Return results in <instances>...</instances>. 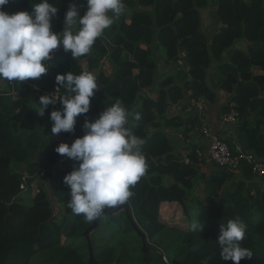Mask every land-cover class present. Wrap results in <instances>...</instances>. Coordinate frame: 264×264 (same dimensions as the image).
Listing matches in <instances>:
<instances>
[{
    "label": "trees",
    "instance_id": "16d2710c",
    "mask_svg": "<svg viewBox=\"0 0 264 264\" xmlns=\"http://www.w3.org/2000/svg\"><path fill=\"white\" fill-rule=\"evenodd\" d=\"M39 2L10 0L3 10L9 14H31L32 4ZM49 3L58 9L51 21L52 30L60 33L69 7L74 5L83 15L87 0ZM124 3V14L97 38L89 54L74 59L61 46L54 50L49 71L38 81L0 80V264H29L35 256H40L43 264L88 263L87 239L84 242L77 238L83 237L93 221L87 222L82 214L75 215L67 207L71 197L64 176L68 171L58 166L61 154L55 151L58 135L77 139L85 134L84 114L77 117L74 132L52 134L50 114L61 106L49 105L43 116L36 112L39 93L54 88L58 74L71 71L76 75L91 72L103 86L91 98L88 114L92 118L98 119L106 107L119 101L129 114L128 121L133 122H128L127 127L145 141L142 153L148 168L131 189L130 202L138 226L149 239L148 247L144 251L142 237L125 211L113 217L102 216L91 233L100 263L234 264L221 260L218 237L221 224L239 218L247 226L242 247L253 253L251 259H242L240 264H264V189L254 180L251 167L244 165L236 172L213 166L208 175L196 163L195 147L186 154L190 159L186 162L168 133L171 129L189 133L200 128L202 121L197 112L185 111L192 104L196 110V101L203 99L214 103L220 88L230 95L222 105L223 112L234 109L238 114L230 145L234 148L235 143H240L264 158V0ZM212 3L216 7L215 27L220 21L224 25L208 43L199 31V23L202 10ZM205 27L203 22L208 33L215 28ZM241 41L247 43L246 49L236 46ZM161 48L163 55L158 53ZM182 52L186 57L179 64ZM104 58L114 66L111 75L105 74L101 66ZM161 67L169 71L159 75ZM153 88L158 90L157 97L149 94ZM183 100L187 102L183 112L169 116V107ZM137 113L141 116L139 121L134 119ZM39 170L45 175L28 204L20 189L22 175L27 172L35 177ZM200 179H206L207 199L196 194V187L202 190L200 184L196 186ZM54 201L62 207L61 217ZM165 202L178 203L182 214L172 221L186 222V230L178 222L166 221L162 211ZM105 218L116 222L118 230H124L127 223L136 233L125 241H117L109 233L101 238ZM199 222L203 229L193 231L192 224Z\"/></svg>",
    "mask_w": 264,
    "mask_h": 264
},
{
    "label": "clouds",
    "instance_id": "9594fccd",
    "mask_svg": "<svg viewBox=\"0 0 264 264\" xmlns=\"http://www.w3.org/2000/svg\"><path fill=\"white\" fill-rule=\"evenodd\" d=\"M9 3L10 0H0V80L6 79L10 82L38 81L49 71V62L54 56V50L61 46L65 52H70L74 59L89 54L97 38L101 37L126 10L124 0H87L83 15L79 14L74 5L69 7L65 13L64 30L56 33L52 30L51 21L58 9L49 3V0H40L39 3L32 4L31 14L25 11L9 14L3 10V7ZM55 79L58 85L56 89L63 88L65 91L63 89L62 91L66 94L59 100L54 92L44 95V92L55 89L56 85L50 90L40 92L41 97L39 103H36L38 105L36 112L43 116L49 105H62L61 109L53 110L50 114L51 133H71L75 130L79 115L91 117L88 114L90 101L99 83L91 72H81L76 75L71 71L67 74H58ZM128 115L124 105L117 101L106 107L98 119L91 117L92 122L83 120L82 128L85 134L75 139L71 146L68 143H60L55 148V151L61 154L60 157L66 155L70 159L65 166H62L68 171L64 176V183L69 187L71 197L67 207L75 215L82 214L87 222L97 219L106 210H115L126 203L130 206L133 219L138 225L130 202V197L133 195L131 189L146 175L148 165L142 153L145 141L127 127ZM221 117L220 114V120ZM134 119L139 121L140 114L137 113ZM236 124L237 121L233 125ZM225 139L229 143V139L226 137ZM208 150L209 145L205 151L199 148L195 150L196 163L199 167L209 164L212 170L213 166L236 172L242 169H230L204 160L199 162V157L201 160L204 159ZM184 157L186 162L190 161L187 155ZM73 163H75L74 168ZM38 172L35 177L27 172L22 175L20 185L22 192L31 188V192L35 194L39 190V182H42L41 177L45 172L43 175H41L42 170ZM25 175H27L26 181L23 179ZM252 176L255 180H264V177L256 176L253 172ZM120 211L126 212L125 209ZM119 212L105 216L113 217ZM246 227L239 218L221 224L218 245L222 261L231 260L234 264H240L242 259L253 257L252 251L242 247L241 244L245 238ZM202 229L201 222L192 224L193 231ZM145 236V242L142 237L144 251L148 247L146 241H149L146 234ZM164 258L167 260L166 257Z\"/></svg>",
    "mask_w": 264,
    "mask_h": 264
},
{
    "label": "crops",
    "instance_id": "0c3cea01",
    "mask_svg": "<svg viewBox=\"0 0 264 264\" xmlns=\"http://www.w3.org/2000/svg\"><path fill=\"white\" fill-rule=\"evenodd\" d=\"M149 10L151 9V7H147ZM242 48L245 47L244 49H246V42H242ZM83 65L86 66L87 65V61L83 62ZM104 73L107 75H111L114 72V66L113 64L108 60V58H104L102 60V64H101ZM160 66H162V63H160ZM160 69H162L160 72H158V74L160 75L163 72L169 71L166 70L164 67H161ZM158 75V76H159ZM103 86L99 83V87L97 90L102 89ZM96 90V91H97ZM227 93V92H226ZM152 97H157L158 95V90L156 89L155 91L151 90L149 93ZM221 96L225 94V92L221 91ZM227 102V101H226ZM226 102H222L219 101V99L217 98V101H215L212 104L206 103L205 106H207L206 110L204 111H199V109L197 108L196 110H194L193 108V104L191 106H189L187 108V110L185 112L188 113H196L198 114L199 119L202 121V119H206L211 128L213 129L214 132L228 138L229 140L231 138H233L235 136V127L236 125L233 124H223L220 120V114L222 111V105L225 104ZM186 101H180L177 104L171 105L169 107V116L177 114V113H182L183 112V107L186 105ZM196 111V112H195ZM129 122V121H128ZM168 133L171 135V137L175 140L176 143V150L177 152H179L180 154H182L183 156H185L189 151L190 148L195 147L194 149L196 150L197 148L205 151L208 148L209 145V140L201 133L200 128H197V130H193L189 133H184L181 130H175V129H171L168 130ZM230 135V136H229ZM59 138V144L60 143H68L69 146H71V144L75 141V137H63L58 135ZM209 164L204 165L203 167H200L199 169L202 170V172H205V167H208ZM207 174V173H206ZM170 179V178H169ZM169 179H167L169 181ZM255 180V179H254ZM257 183L260 186V188L264 189V180H260V179H256ZM176 204L178 205V203L176 202ZM60 205V204H59ZM61 207V205H60ZM168 214H166V218ZM164 217V218H165Z\"/></svg>",
    "mask_w": 264,
    "mask_h": 264
},
{
    "label": "built area",
    "instance_id": "2783aa9c",
    "mask_svg": "<svg viewBox=\"0 0 264 264\" xmlns=\"http://www.w3.org/2000/svg\"><path fill=\"white\" fill-rule=\"evenodd\" d=\"M184 57H186L185 52L182 53L179 64L184 63ZM57 87L58 85H56L55 89L44 92V95H50L54 92V95H56L59 100V98L63 97L66 93L63 92L61 88L56 89ZM206 103H208L206 100L198 101L196 107L202 112L207 108V106H205ZM237 117L238 114L233 109L230 113H225L222 115L221 122L223 124H234L237 120ZM85 120L92 122L91 117L88 115L84 116V122ZM200 130L205 135V137L209 139L210 143L209 150L205 158L201 160V157H199V162H202L203 160L206 162H213L219 166L230 169H240L244 165H250L252 167L253 174L259 177H264V158L257 156L252 151L244 149L239 143H237L236 146L232 148L225 137H222L212 131L211 126L206 119H202V126ZM69 160L70 159L66 155H63L59 158L57 164L58 166H65ZM75 163L72 165L73 168ZM43 174L44 171L41 172V175ZM23 179L26 181L27 175H25Z\"/></svg>",
    "mask_w": 264,
    "mask_h": 264
},
{
    "label": "rangeland",
    "instance_id": "374dc122",
    "mask_svg": "<svg viewBox=\"0 0 264 264\" xmlns=\"http://www.w3.org/2000/svg\"><path fill=\"white\" fill-rule=\"evenodd\" d=\"M216 7L215 5L212 3L207 9H203L202 10V14H203V22H204V25L206 26L205 29L207 30H212V28L215 27L216 25ZM236 46H239V47H242V43L241 42H238V44H236ZM245 48V47H243ZM158 53L160 54H165L164 50L161 48L159 49ZM158 57L160 58V55L158 54ZM157 57V58H158ZM162 61V60H160ZM214 63L216 64V62L214 61ZM212 65H211V68H210V71H212ZM162 69H159L158 72H160ZM158 79V75L155 76V81ZM156 88H153V91H155ZM217 93H218V99L219 101H222V102H226V101H229V98H230V95L229 93H226V91L222 90V89H217L216 90ZM221 91L225 92L224 95L221 96ZM225 114V112H223V110L221 111V116ZM130 125H133V122L130 121L129 122ZM205 172L210 175L211 174V171H212V167L211 166H208V167H205ZM240 177V176H239ZM206 179H200L198 181H196V186H198L199 184L201 185L200 188H202L201 191L198 190V187H196L197 191H196V194H199V196L201 198H204V199H207V193L205 192V188L207 187V182H205ZM219 196L221 195V191L218 192ZM23 197H24V200L26 203L28 204H31L32 203V197H33V193L31 191H25L23 192ZM217 196L216 198L219 200L220 197ZM209 201V200H207ZM54 207H55V211L57 213L60 212V217L62 216V211H61V208H60V205L58 203H56V201H54ZM162 211H163V214L166 216V214H168L167 218L165 217L166 221L171 223L172 222H178L177 224L180 225L183 229H187V224L186 222H183L181 221L180 219H178L179 221H172V219H176L178 216H180L182 213L179 209V206L176 204V202H165L162 204ZM194 211V210H193ZM193 211H191L193 213ZM59 218V217H58ZM126 226L124 228V230H118V224L116 222H114L111 218H105L103 220V236H101V238H104L108 235V233L114 237H116L117 241H125L127 240L128 237H133V235L137 232L141 237L142 235L140 234V232L135 229V231H133L131 228H129L127 226V223ZM84 236L82 238H77V239H80V241H84ZM97 237V235H96ZM85 242V241H84ZM88 243V241H87ZM11 264H16L15 262H11ZM29 264H43L42 263V259L40 256H35L34 258H32L29 262Z\"/></svg>",
    "mask_w": 264,
    "mask_h": 264
},
{
    "label": "water",
    "instance_id": "95a60500",
    "mask_svg": "<svg viewBox=\"0 0 264 264\" xmlns=\"http://www.w3.org/2000/svg\"><path fill=\"white\" fill-rule=\"evenodd\" d=\"M224 25V23L222 21L219 22L218 26L211 32H205L203 29V17H200V23H199V31L206 37L207 42L211 43L213 37L215 36V34L218 32V30ZM224 170V169H223ZM121 209H125L128 215V218L133 221L134 227L136 229H138V231L140 232V234L143 237V240L145 242L146 240V236L144 233L141 232V230L139 229L138 225L136 224L135 220L133 219L132 213H131V209L130 206L128 204H124L122 206H119L117 209L115 210H106L101 216H105V215H110L112 216L114 213L119 212ZM100 217H98L97 219L93 220V222L86 228V230L84 231V235L88 241V245H89V259H88V263L87 264H101L100 261L96 258L95 253H94V249H93V245H92V240H91V232L93 230H95L98 225H99V220Z\"/></svg>",
    "mask_w": 264,
    "mask_h": 264
}]
</instances>
